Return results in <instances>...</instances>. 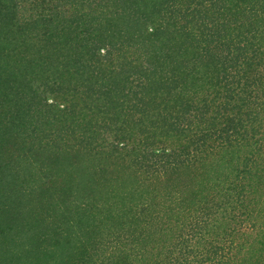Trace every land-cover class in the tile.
Masks as SVG:
<instances>
[{
  "label": "trees",
  "instance_id": "trees-1",
  "mask_svg": "<svg viewBox=\"0 0 264 264\" xmlns=\"http://www.w3.org/2000/svg\"><path fill=\"white\" fill-rule=\"evenodd\" d=\"M0 264H264V0H0Z\"/></svg>",
  "mask_w": 264,
  "mask_h": 264
}]
</instances>
